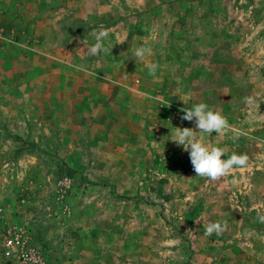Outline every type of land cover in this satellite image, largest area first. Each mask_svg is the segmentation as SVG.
<instances>
[{"label":"rangeland","instance_id":"obj_1","mask_svg":"<svg viewBox=\"0 0 264 264\" xmlns=\"http://www.w3.org/2000/svg\"><path fill=\"white\" fill-rule=\"evenodd\" d=\"M197 103L249 158L217 182L171 140ZM260 216L264 0H0V264H264Z\"/></svg>","mask_w":264,"mask_h":264},{"label":"clouds","instance_id":"obj_2","mask_svg":"<svg viewBox=\"0 0 264 264\" xmlns=\"http://www.w3.org/2000/svg\"><path fill=\"white\" fill-rule=\"evenodd\" d=\"M95 43L91 45L87 52L91 56L98 55L101 51L111 54V51L104 47L103 41L109 36L107 29H101L99 32H94ZM124 40L118 43H124ZM112 50V49H111ZM151 48L140 46L135 49L134 56L137 59H143L146 55H151ZM158 65L152 63L148 66L149 75H155ZM246 102H252V98H246ZM170 106V104L168 105ZM183 115L180 117L183 121L192 122L195 129L184 127L175 129V138L171 139L177 146H182L185 152L189 153L190 162L195 173V176L203 177L209 182H217L229 176L234 169L246 168L248 165V156L246 154L233 153L226 156L225 149L221 147H208L196 135V133L206 134H224L226 130H230L227 119L219 112L215 111L205 103H197L192 107H184L180 109ZM240 135L237 132V138ZM233 184L236 180L232 181ZM261 222H264V216H260ZM227 228V222L221 223L209 222L205 226L204 234L211 236L213 233L220 235Z\"/></svg>","mask_w":264,"mask_h":264},{"label":"built area","instance_id":"obj_3","mask_svg":"<svg viewBox=\"0 0 264 264\" xmlns=\"http://www.w3.org/2000/svg\"><path fill=\"white\" fill-rule=\"evenodd\" d=\"M19 243V241H16L15 239H10L9 240V244H15L17 245Z\"/></svg>","mask_w":264,"mask_h":264}]
</instances>
